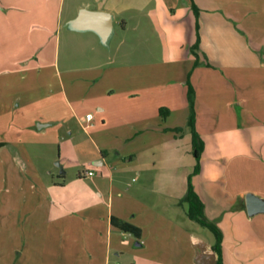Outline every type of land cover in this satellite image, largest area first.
Wrapping results in <instances>:
<instances>
[{"label": "crops", "instance_id": "crops-1", "mask_svg": "<svg viewBox=\"0 0 264 264\" xmlns=\"http://www.w3.org/2000/svg\"><path fill=\"white\" fill-rule=\"evenodd\" d=\"M83 10L110 14L106 42L75 28ZM188 83L192 184L223 263L264 264V213L245 204L264 198V0H0V264H216L182 201Z\"/></svg>", "mask_w": 264, "mask_h": 264}, {"label": "trees", "instance_id": "trees-1", "mask_svg": "<svg viewBox=\"0 0 264 264\" xmlns=\"http://www.w3.org/2000/svg\"><path fill=\"white\" fill-rule=\"evenodd\" d=\"M195 8V7H194ZM196 10V8H195ZM197 11V10H196ZM195 45L194 48H196ZM187 99L189 103L190 114L188 118V125L191 128L192 132V142H193V154L196 159V166L193 173L189 176L188 181V190L183 198V202H187L189 205L188 215L189 217L198 222L203 227L209 229L215 236L216 242L213 245V250L217 255V263L216 264H224L223 263V250H222V242H223V233L221 229L211 221L205 214V205L199 195L196 193L194 186L192 184L193 176L199 174L201 170V156L204 150V141L197 132L195 128V93L193 87L188 83V92H187ZM114 224L121 228L126 232H131L136 236H141V229L129 224L127 222H123L117 219H114Z\"/></svg>", "mask_w": 264, "mask_h": 264}, {"label": "water", "instance_id": "water-1", "mask_svg": "<svg viewBox=\"0 0 264 264\" xmlns=\"http://www.w3.org/2000/svg\"><path fill=\"white\" fill-rule=\"evenodd\" d=\"M78 30H94L102 40L106 42L111 34L112 19L110 14L105 12H91L83 10L74 22ZM246 210L249 216L264 213V198L247 193L245 195Z\"/></svg>", "mask_w": 264, "mask_h": 264}, {"label": "rangeland", "instance_id": "rangeland-1", "mask_svg": "<svg viewBox=\"0 0 264 264\" xmlns=\"http://www.w3.org/2000/svg\"><path fill=\"white\" fill-rule=\"evenodd\" d=\"M134 35H135L134 30H132V32H130V34H128L126 36V39H127V42H128L127 46L134 45V43H135ZM139 36H141V35H139ZM119 39L120 38H119L118 34L113 38V40L111 41V44H110V49L111 50L114 51ZM151 44H154L155 46H157L156 50L158 51V53H157V51H155V53L160 56V53H159L160 52L159 42H158V40L156 39V37L154 35L150 34L149 37L148 36H144V35L142 36V45L145 47V49H144V56L145 57L144 58H146V55H147L146 47L151 45ZM106 49H109V48H106ZM73 53L75 55V59H74V62H76L75 66L82 67V66H87V65L91 64L90 61H88V57L90 55V51L89 50L80 49L79 51H74ZM81 108H82L84 114H85V112H89L90 115H91V109H87L85 106H82ZM81 134H82V131H81ZM52 138H54V140H55L56 136H54V134H53ZM54 149H55L54 146H53V148L50 147V151H53ZM54 152H55V155H56L57 154V147H56ZM56 162L60 163V159H58ZM78 170H79V165L77 164V160L74 157L72 159V164H71V167L69 169V172H70V174L78 175Z\"/></svg>", "mask_w": 264, "mask_h": 264}, {"label": "built area", "instance_id": "built-area-1", "mask_svg": "<svg viewBox=\"0 0 264 264\" xmlns=\"http://www.w3.org/2000/svg\"><path fill=\"white\" fill-rule=\"evenodd\" d=\"M87 119H88V120H91V115H87ZM93 174H94V173L91 172V171L87 172V175H89V176H92Z\"/></svg>", "mask_w": 264, "mask_h": 264}]
</instances>
